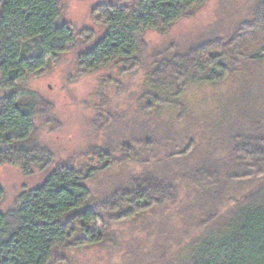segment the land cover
<instances>
[{"label": "trees", "instance_id": "16d2710c", "mask_svg": "<svg viewBox=\"0 0 264 264\" xmlns=\"http://www.w3.org/2000/svg\"><path fill=\"white\" fill-rule=\"evenodd\" d=\"M207 1L134 0L123 6L103 5L95 19L100 35L91 31L81 36L62 23L60 0H0L1 88L11 91L0 97V167H19L25 176L46 174L41 185L22 192L13 208L0 213V264H54L67 250L101 245L112 225L177 203L179 179L209 186V201L232 195L234 202L223 225L216 226L217 213L201 220V227L213 224V228L196 246L188 264H264V114L254 119L252 130L235 129L227 121L217 125L209 139L199 133L190 135L178 155L197 152L187 175L145 170L99 196L88 183L120 163L142 159L136 158L137 147L124 142L120 146L123 158L115 156V149L93 147L88 155L99 166L83 171L58 164L53 153L35 141L37 121L50 118L55 108L36 93L21 89L30 76L74 52L78 45L89 46L77 57L80 75L116 61L124 64L125 71H137L147 52L145 34L168 29ZM259 33L264 34V0L236 25L231 39H202L185 52L161 60L153 70L152 88L157 92L148 89L157 96L148 109L171 103L168 95H182L192 84L237 77L247 42ZM187 114L192 116V112ZM197 138H202L198 145ZM141 145L149 152L144 162L159 153V143L149 140ZM258 171L262 176L256 184ZM251 183L245 191L243 186ZM237 189L242 194L235 198L232 191ZM4 198L0 185V204Z\"/></svg>", "mask_w": 264, "mask_h": 264}, {"label": "rangeland", "instance_id": "374dc122", "mask_svg": "<svg viewBox=\"0 0 264 264\" xmlns=\"http://www.w3.org/2000/svg\"><path fill=\"white\" fill-rule=\"evenodd\" d=\"M133 2L60 0L62 23L72 26L81 36L91 31L99 36L101 29L95 23L98 9L103 5L123 6ZM258 2L208 0L193 15L168 29L148 31L144 63L137 71H125L124 64L116 61L96 72L80 75L77 57L89 48L83 45H78L60 61L48 63L44 70L21 85L22 90L36 93L55 108L50 118L37 121L35 141L53 153L56 163L79 171L99 166L96 159L88 155L93 147L115 149V156L120 158L124 155L120 147L124 142L137 147L136 158L142 159L120 163L88 183L99 196L113 190L130 175H141L145 170L158 168L171 175L177 172L187 175L197 152L196 155H178L190 135L199 133L209 139L216 126L227 121L233 123L235 129L252 130L254 119L264 114V34L259 33L247 42L237 77L222 83L192 84L182 95L174 92L168 95L166 99L171 103H154V107L148 109V104L157 96L153 93L157 89L152 88L153 70L164 58L183 53L202 39L217 36L231 39L236 25L252 13ZM149 88L153 92L148 93ZM10 93L1 88L0 75V97ZM190 112L192 116L188 118ZM202 138H197V145ZM149 140L159 143V153L144 162L149 152L141 144ZM261 176L258 171L254 178L256 184ZM45 177V173L39 172L25 176L19 167H0V185L5 189L0 213L13 208L22 192L38 187ZM177 184L179 196L173 206L114 224L108 229L103 244L67 250L59 256L66 259L54 264H188L196 246L213 226L201 227V220L209 213H217L220 219L216 226L223 225L234 202L230 200L232 195L209 201L206 194L210 187L197 186L193 180L179 179ZM249 185L252 183L243 186L245 191ZM232 192L238 198L242 189ZM102 229L100 225V232Z\"/></svg>", "mask_w": 264, "mask_h": 264}]
</instances>
